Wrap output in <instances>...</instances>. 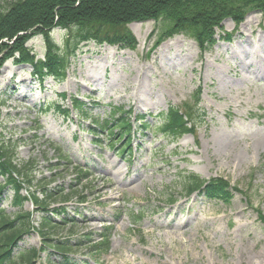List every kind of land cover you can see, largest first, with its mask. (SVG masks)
<instances>
[{"label": "rangeland", "instance_id": "374dc122", "mask_svg": "<svg viewBox=\"0 0 264 264\" xmlns=\"http://www.w3.org/2000/svg\"><path fill=\"white\" fill-rule=\"evenodd\" d=\"M164 26L128 23L130 47L81 42L61 82L37 81L20 64L28 54L19 60L11 40L0 52V158L33 178L30 188L41 198V187L51 189L44 204L75 216L73 225L47 229L50 238L70 239L73 264H264V12L224 20L200 44L180 33L168 37ZM63 35L51 31L59 45ZM22 43L31 56H45L41 36ZM71 97L90 115L55 111L70 107ZM168 105L191 124L178 140L134 130L124 159L107 148L108 131L92 144L93 121L105 120L113 106L154 126ZM189 174L217 178L223 189L187 195ZM216 194L230 200L212 199ZM4 199L0 207L13 212ZM23 210L37 229L40 213L31 202ZM83 234L89 240L76 244ZM18 246L13 258L41 240L32 232ZM46 252L33 264H44Z\"/></svg>", "mask_w": 264, "mask_h": 264}, {"label": "trees", "instance_id": "16d2710c", "mask_svg": "<svg viewBox=\"0 0 264 264\" xmlns=\"http://www.w3.org/2000/svg\"><path fill=\"white\" fill-rule=\"evenodd\" d=\"M256 10L264 11V0H0V52L8 48L9 42L13 40L19 60L27 53L28 57L23 58L21 63L30 64L39 80L45 75H51L54 79L63 81L66 65L80 42L133 46L135 40L132 33L127 29L123 31L128 23L162 22L165 23L163 34L168 37L182 33L200 44L211 39L214 29L224 19L238 22L246 13ZM54 29L64 32L63 43L60 45L51 37ZM36 35L43 38L44 59H35L34 54L31 56L30 50L22 46L27 38ZM71 105L78 115H90L82 100L72 97ZM47 107L55 109L50 104ZM57 111L65 117L70 112L61 108ZM130 112L122 106H113L105 120L93 119L94 125L90 129L92 137L95 138L93 143L100 142L97 140L98 132L108 131L107 148L114 150L119 156L129 151ZM159 118L160 122L155 126L148 123H142V126L154 134L162 132L163 137L174 140L190 131V122L176 105H169L164 112L159 113ZM1 160L0 201L9 197L11 206L16 210L7 212L0 208V264H33L36 254L46 250V264H71L70 239L50 238L47 236V229H56L58 223L73 225L74 216H69L64 206L49 208V204L44 202H50L53 197L49 191L51 189L41 187L40 191L44 193V198H41L36 194V189L30 188L33 178L23 174L22 168L12 164L9 158L4 157ZM213 185L221 190L224 186L217 178L206 181L198 175L190 174L187 176L185 192L201 193ZM23 189L27 191V195L22 194ZM216 195L217 198L228 199L222 194ZM28 200L36 212L40 213L37 229L31 226L30 213L23 210V204ZM31 230L40 237L41 246L39 249L19 251L20 254L13 258L19 248L18 243ZM85 239L87 238L78 237L73 241L80 244ZM108 244V240L102 243L105 251Z\"/></svg>", "mask_w": 264, "mask_h": 264}]
</instances>
